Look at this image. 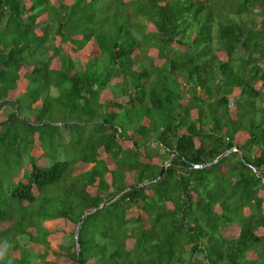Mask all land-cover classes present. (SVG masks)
Masks as SVG:
<instances>
[{
  "label": "trees",
  "instance_id": "trees-1",
  "mask_svg": "<svg viewBox=\"0 0 264 264\" xmlns=\"http://www.w3.org/2000/svg\"><path fill=\"white\" fill-rule=\"evenodd\" d=\"M0 264H264V0H0Z\"/></svg>",
  "mask_w": 264,
  "mask_h": 264
},
{
  "label": "water",
  "instance_id": "water-1",
  "mask_svg": "<svg viewBox=\"0 0 264 264\" xmlns=\"http://www.w3.org/2000/svg\"><path fill=\"white\" fill-rule=\"evenodd\" d=\"M232 150L240 151L238 147H234ZM229 152H230V151H226V152L224 153V155H227ZM214 162H215V161H213L212 163H214ZM212 163H208V164H206V165H200V166H196V167H197V168H205V167L209 166V165L212 164ZM163 172H164V169H162V171L160 172V176L163 174ZM254 173L257 175V171H256V170H254ZM262 181H263V180H262ZM85 215H86L85 213L82 215V217L79 219V221H78V223H77V226H76V228H75L74 237H75V240H76V244H77V246H78V241H77V240H78V237H77V234H78V227H79L80 222L82 221V218H83Z\"/></svg>",
  "mask_w": 264,
  "mask_h": 264
},
{
  "label": "rangeland",
  "instance_id": "rangeland-1",
  "mask_svg": "<svg viewBox=\"0 0 264 264\" xmlns=\"http://www.w3.org/2000/svg\"><path fill=\"white\" fill-rule=\"evenodd\" d=\"M81 217H82V216H81ZM74 241H75V243H76L75 237H74ZM20 242L22 243V242H23V240L21 239V240H20Z\"/></svg>",
  "mask_w": 264,
  "mask_h": 264
}]
</instances>
